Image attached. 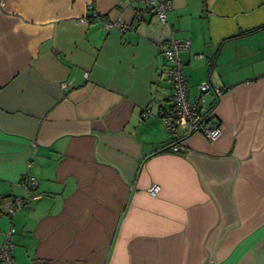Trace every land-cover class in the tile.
Instances as JSON below:
<instances>
[{
	"label": "crops",
	"instance_id": "1",
	"mask_svg": "<svg viewBox=\"0 0 264 264\" xmlns=\"http://www.w3.org/2000/svg\"><path fill=\"white\" fill-rule=\"evenodd\" d=\"M172 2L161 22L136 19L140 0H0V246L12 225L15 264H264V0ZM89 3L96 21L78 22ZM171 36L189 40L190 101L203 80L224 88L206 99L221 135L185 132L178 152L159 114Z\"/></svg>",
	"mask_w": 264,
	"mask_h": 264
},
{
	"label": "built area",
	"instance_id": "2",
	"mask_svg": "<svg viewBox=\"0 0 264 264\" xmlns=\"http://www.w3.org/2000/svg\"><path fill=\"white\" fill-rule=\"evenodd\" d=\"M142 3L136 10V19L140 20L142 15L147 11H153L161 22H166L167 13L172 8V0H140ZM90 10L89 16L79 17L78 22L96 21L98 15L92 3L88 4ZM125 30L126 25L121 19H105L103 28ZM189 47V40L177 37H169L160 43V53L166 62V71L168 82L170 84V99L166 108L162 109L159 114L163 121L164 127L170 134H176L175 140L171 141L168 148L171 151L178 152L185 149L182 136L187 133H200L207 140L214 141L222 133L218 120L213 113V104H208L206 99L212 94L214 100H218L223 94L224 88L212 84L209 80H203L197 84L198 96L196 100L188 99V84L182 73L183 62L180 58V51ZM179 126L184 127L182 134H177ZM178 135V136H177ZM158 184H152L147 188L151 194L159 191ZM31 197V195H30ZM29 198L16 196L13 198L9 214H14L19 208L26 205ZM15 229L10 225L5 233V239L0 246V263L15 264L13 233Z\"/></svg>",
	"mask_w": 264,
	"mask_h": 264
},
{
	"label": "trees",
	"instance_id": "3",
	"mask_svg": "<svg viewBox=\"0 0 264 264\" xmlns=\"http://www.w3.org/2000/svg\"><path fill=\"white\" fill-rule=\"evenodd\" d=\"M263 26H264V23L261 24V25H258L257 27H255L254 30H255V29H258V28H261V27H263ZM252 30H253V29H251V30H249V31L251 32ZM27 185H28V184H27ZM28 186H29V188H30V185H28Z\"/></svg>",
	"mask_w": 264,
	"mask_h": 264
}]
</instances>
